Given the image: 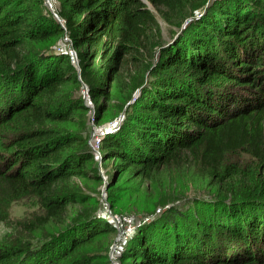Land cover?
Segmentation results:
<instances>
[{
  "label": "trees",
  "instance_id": "trees-1",
  "mask_svg": "<svg viewBox=\"0 0 264 264\" xmlns=\"http://www.w3.org/2000/svg\"><path fill=\"white\" fill-rule=\"evenodd\" d=\"M57 2L51 11L46 0H0V223L25 197L41 211L3 239L0 264H111L100 241L116 226L105 216L31 233L91 199L72 178L102 181L85 116L101 119L127 66L141 68L129 84L137 92L101 137L100 158L141 180L172 169L213 188L166 195L141 224L131 216L134 232L113 254L125 264H264V0ZM149 5L176 28L172 41Z\"/></svg>",
  "mask_w": 264,
  "mask_h": 264
},
{
  "label": "rangeland",
  "instance_id": "rangeland-1",
  "mask_svg": "<svg viewBox=\"0 0 264 264\" xmlns=\"http://www.w3.org/2000/svg\"><path fill=\"white\" fill-rule=\"evenodd\" d=\"M47 6L51 11H54L58 6L57 0L47 1ZM153 11L160 28L161 40L166 41L173 36L176 31V28L171 27L170 23L164 20L161 14L149 5ZM63 48H72V43L69 38L65 37L62 40ZM81 48V47H80ZM81 50V49H80ZM97 58L88 57L84 58V61L87 64H96ZM78 64L76 55L74 56V62ZM79 69V68H78ZM141 68H130L129 66L123 67L112 85L111 96L108 104V110L102 112V117L100 120H97L95 117L96 113L93 109L85 119H87L90 128L92 129L90 137V146L96 140V131H99L100 128L105 130L112 131L119 126V123L123 122L125 106L128 103V99L131 94H136L137 89H134L130 92L129 84H131V77L139 78ZM129 78V81H128ZM71 90V87H69ZM68 90V88L66 89ZM81 96L87 99L88 90L81 88ZM134 91V92H133ZM74 96H79L78 93ZM122 103L123 107H119ZM93 105V104H92ZM110 127V128H109ZM95 145V144H94ZM99 149L98 147H96ZM96 148L91 147L92 152L95 154L93 165L97 169V173L102 179V181L84 180L80 178H72L69 183H79L84 192H87L91 195V199H81L78 200L74 205H70L67 210V219L64 224H55L54 221H49L42 226L34 229L32 234V240L36 241L38 238H42L45 235H52L66 225L74 224L75 221L82 220L86 215H92V217L105 216L110 222L118 220V224L115 223L116 231L114 235L101 239V244L110 243L109 248V259L111 264H125L123 260L114 255V251H117V246L123 244L126 240V237L132 232H134V227L132 226H121L122 220L125 221L131 216L141 215L143 217L142 221L138 223L146 222L149 215L146 213L151 210L154 206L156 207L159 202L166 195H176L175 193L183 192L185 196H190L194 193L193 189H196L200 196L208 195V191H212L213 188L209 184L203 183H194V181L189 180L191 177L182 179L185 174H179L176 171L172 170H162L154 174V177L151 180H141L132 176L127 169L118 171L115 164L117 163L116 159H109L107 161L100 158L99 153L96 151ZM114 172V174H113ZM114 180L111 184L108 182ZM184 183V186H180ZM187 189V190H186ZM95 197V198H94ZM98 199V200H97ZM41 213L37 200L34 196H29L22 198L20 200L14 201L9 208V217L6 222L0 223V243L4 238L8 239L12 237L13 234L21 231L24 232V229H27L28 225L32 220H34L37 214ZM158 212L154 215L156 216ZM153 216V217H154ZM17 230V231H16ZM15 232V233H14ZM28 235V234H27ZM120 240L122 242H120ZM134 262V259L130 260ZM137 264V263H135Z\"/></svg>",
  "mask_w": 264,
  "mask_h": 264
},
{
  "label": "built area",
  "instance_id": "built-area-1",
  "mask_svg": "<svg viewBox=\"0 0 264 264\" xmlns=\"http://www.w3.org/2000/svg\"><path fill=\"white\" fill-rule=\"evenodd\" d=\"M48 1V0H47ZM49 1H51V0H49ZM68 54H69V56H70V58H71V60H72V62H74V50L72 49V48H68ZM86 103H87V105H91L92 104V102H91V100L90 99H87L86 100ZM110 128V127H109ZM108 130V129H107ZM107 130H105V129H103V128H100V130L99 131H96V140H94V142L91 144V147L93 148V149H95L96 147H98L99 148V142H100V139H101V137L107 132ZM95 144V145H94ZM96 151L98 152V149L96 148ZM99 153V152H98ZM127 223H128V226H130L131 225V220H130V218H128L127 220H125ZM115 223H117L118 222V220L116 221H114ZM118 224V223H117Z\"/></svg>",
  "mask_w": 264,
  "mask_h": 264
},
{
  "label": "water",
  "instance_id": "water-1",
  "mask_svg": "<svg viewBox=\"0 0 264 264\" xmlns=\"http://www.w3.org/2000/svg\"><path fill=\"white\" fill-rule=\"evenodd\" d=\"M201 14V11L200 12H196L194 15H191V16H188L186 19H184V21H183V23L181 24V26L177 29V32L180 30V28L184 25V24H186V23H188L193 17H198L199 15ZM176 35V34H175ZM174 35V36H175ZM173 36V37H174ZM167 41H172V37L171 38H169ZM78 71H79V69H78ZM149 218V217H148Z\"/></svg>",
  "mask_w": 264,
  "mask_h": 264
}]
</instances>
